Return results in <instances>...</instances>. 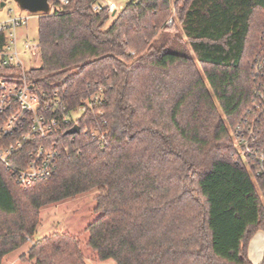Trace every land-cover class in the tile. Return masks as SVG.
<instances>
[{
    "label": "trees",
    "instance_id": "obj_1",
    "mask_svg": "<svg viewBox=\"0 0 264 264\" xmlns=\"http://www.w3.org/2000/svg\"><path fill=\"white\" fill-rule=\"evenodd\" d=\"M49 2L59 10L39 15L40 66L29 76L72 110L102 87L104 114L82 115L78 134L64 126L54 140L70 153L30 188L0 164V264L29 242L22 259L34 264H86L74 236L33 238L43 208L94 190L87 246L99 261L254 264L264 174L235 141L254 127L250 148L264 149L252 68L264 0H141L114 16L93 9L99 0ZM91 129L107 132L105 146L84 135Z\"/></svg>",
    "mask_w": 264,
    "mask_h": 264
},
{
    "label": "built area",
    "instance_id": "obj_2",
    "mask_svg": "<svg viewBox=\"0 0 264 264\" xmlns=\"http://www.w3.org/2000/svg\"><path fill=\"white\" fill-rule=\"evenodd\" d=\"M69 1L56 0V3L67 5ZM132 1L139 3L141 0ZM50 6V14L59 10L58 5ZM92 7L96 12L103 8H107L110 14L117 12L115 3L111 1L105 5L97 2ZM29 20V16L14 14L0 24V67L10 70L0 76V164L23 188H30L36 182L55 175L61 155L70 153L67 147L61 146L60 141L54 140L64 126H71L68 131L78 126L77 121L89 110L104 114L101 109L104 101L102 87L91 98L83 100L76 110H72L58 91L41 90L36 86L29 76L31 69L26 67L25 58L40 60L39 42L28 40L20 44L17 36L18 29L27 26ZM167 25H173V17ZM252 68L258 80L255 89L258 104L254 109L263 112L264 52L254 58ZM237 134L235 146L241 155L255 154L260 169L257 176L264 174V149L253 151L250 148L256 140L254 127L249 130L238 128ZM84 135L99 146L107 144V132L103 130L91 129L85 131Z\"/></svg>",
    "mask_w": 264,
    "mask_h": 264
},
{
    "label": "rangeland",
    "instance_id": "obj_3",
    "mask_svg": "<svg viewBox=\"0 0 264 264\" xmlns=\"http://www.w3.org/2000/svg\"><path fill=\"white\" fill-rule=\"evenodd\" d=\"M108 1L115 3L117 12L121 11L130 2V0H99V3L105 5ZM14 14H22L30 17L28 25L19 28L17 31L20 44L28 40L37 41L39 36V15L30 14L21 10L14 0H0V24L4 23L10 15ZM110 25L111 21L106 28ZM183 41L187 44L185 38ZM20 48L22 50V45ZM187 50L192 53L189 44H187ZM25 64L28 69L38 68L40 66V60L25 58ZM97 195L98 191L94 190L75 199L43 208L40 214L41 221L33 240L39 241L55 233L69 234L80 241L86 264H116L114 260L99 261L96 254L87 246L89 237L87 228L100 216L95 211L97 206L95 197ZM259 234L262 235L258 236L256 234L257 237H255L256 240L251 251V260L254 264H260L264 259V232L260 231ZM31 244L32 242H29L14 253L8 255L4 259L3 264H34L27 259H22V256L27 255Z\"/></svg>",
    "mask_w": 264,
    "mask_h": 264
},
{
    "label": "water",
    "instance_id": "obj_4",
    "mask_svg": "<svg viewBox=\"0 0 264 264\" xmlns=\"http://www.w3.org/2000/svg\"><path fill=\"white\" fill-rule=\"evenodd\" d=\"M18 7L30 14L49 15L51 6L49 0H14ZM116 12L112 14L114 16ZM80 133L79 126L73 127L67 132L68 135Z\"/></svg>",
    "mask_w": 264,
    "mask_h": 264
},
{
    "label": "crops",
    "instance_id": "obj_5",
    "mask_svg": "<svg viewBox=\"0 0 264 264\" xmlns=\"http://www.w3.org/2000/svg\"><path fill=\"white\" fill-rule=\"evenodd\" d=\"M260 232H258L257 233V235L259 236V235H262V234H259ZM257 235H255L254 237H253V239L251 240V242H250V245H249V258H250V260H251V251H252V246H253V244H254V242H255V240H256V238L255 237H257ZM252 261V260H251ZM253 263V262H252Z\"/></svg>",
    "mask_w": 264,
    "mask_h": 264
}]
</instances>
